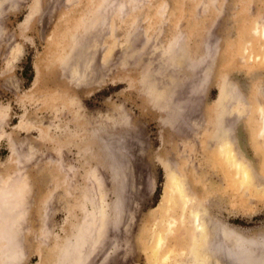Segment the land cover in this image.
<instances>
[{"label":"rangeland","instance_id":"rangeland-1","mask_svg":"<svg viewBox=\"0 0 264 264\" xmlns=\"http://www.w3.org/2000/svg\"><path fill=\"white\" fill-rule=\"evenodd\" d=\"M144 1L0 0V217L24 212L18 264H60L91 214L106 225L80 264H166L153 235L183 204L163 203L172 177L225 197L208 151L222 127L259 203L243 211L234 187L214 212L264 235V148L245 119L264 101V0Z\"/></svg>","mask_w":264,"mask_h":264},{"label":"bare ground","instance_id":"bare-ground-1","mask_svg":"<svg viewBox=\"0 0 264 264\" xmlns=\"http://www.w3.org/2000/svg\"><path fill=\"white\" fill-rule=\"evenodd\" d=\"M146 1L148 2L149 0H145L144 2ZM120 4H117L116 6H120ZM122 7H124V5L121 6V9ZM260 29L259 30L261 33L259 34L261 35L264 31L263 25ZM208 49L211 50V46H208L207 50ZM233 87L234 86H231V89H234ZM230 90L224 89V93L222 94L220 92L221 101H223L222 99L229 97L230 94L232 97ZM235 92L238 93L237 91ZM236 93H234V97H237ZM261 93H263V97L264 92ZM238 95H240L242 101L246 102L244 95L241 96L240 92ZM234 97L232 98L234 99ZM239 99L240 98H235L234 100L237 101ZM254 103H256V101H254L252 104L249 103V106H247V114L244 116L251 126L253 140L258 142L257 144H262V147L264 148V101H262L261 98V103L259 105H254ZM245 105L247 104L245 103ZM230 131L231 130L229 127H222V130H218L215 140L208 142V147L211 148V150L208 151L211 153L212 157L216 159V161L220 162L219 164H222L226 168V172L224 173L223 177H220L219 179L222 187L225 188V197H223V194L218 196L214 193H211L210 191L208 192L207 190L205 192V197L199 198L196 196V194L189 192L187 186L188 183L186 181H182L180 176L175 174L176 176L172 177L173 180H170L167 195L165 196L163 203L174 202V204L178 205L181 201H183V204L178 210H175V213L170 215L169 218L166 217V221L163 224V227L166 228V230L157 233L155 232L153 235V243L155 244L156 250L161 249L165 252L164 254L159 255L158 259H164L167 261L166 264H264V235L259 232H247L243 229L235 228L227 221L219 218L214 212V210H217L215 208L217 204L221 201V199L227 200L229 192L231 189H234V187V190L236 193H238V200L240 201L243 211L252 213L253 204L259 203V201L256 199H253V192H251L252 188L246 185V182L251 177V175H254L255 170L251 167L250 162L246 157H244V155L240 156L239 152V155L237 153L233 155V136H231L232 132ZM103 149L105 150V148ZM236 151L238 150H235V152ZM256 176L259 177L261 175L258 174ZM260 178V185L262 183L264 185V176H261ZM118 209H122L121 206ZM98 213H101L99 209ZM91 215H89V217H84L83 234L80 233L82 235H76V237L72 238L73 240L71 239L72 241H69V247L66 251L67 256L64 255L65 257L60 258V264H80V261L81 259H84V256L83 258L80 256L81 259L80 261L78 260L79 258L77 257L83 253V251H80L81 253L79 254L78 247L81 245V248L83 247V244L81 243L83 239H87V235H93L92 238H97L101 234H104L103 229L106 225L102 222L104 220L98 219V216L96 217ZM22 219H24V212L21 209L14 211L10 217H0V242H3L0 244V264L19 263L17 260L20 259L21 255L19 253L20 250H18V243L16 242L14 245L11 244V241L14 238L13 236H16V234L11 236L9 235V232L10 229L13 228V222L11 226V221H21ZM177 219L180 220L181 223L185 224V229H187V235H185L187 248H183V245L179 246L178 243L175 245L177 247L173 250L171 248L172 246L167 244V241L169 234L173 231L174 225L178 223ZM118 222L120 221L118 220ZM119 225L120 224L118 223L117 226ZM94 233H97L96 237ZM99 233L101 234L98 235ZM14 241L15 240H13V242ZM77 245L79 246L77 247ZM11 247L14 248V250ZM76 254H78L77 257Z\"/></svg>","mask_w":264,"mask_h":264}]
</instances>
